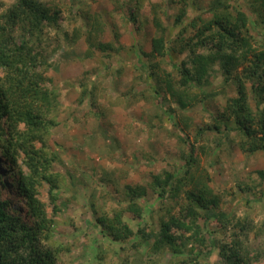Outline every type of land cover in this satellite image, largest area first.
<instances>
[{"label": "trees", "instance_id": "obj_1", "mask_svg": "<svg viewBox=\"0 0 264 264\" xmlns=\"http://www.w3.org/2000/svg\"><path fill=\"white\" fill-rule=\"evenodd\" d=\"M187 6V0H183L174 20L176 26L186 24L169 37L168 27L154 9L157 34L146 55L155 62L145 64L149 76L154 79L153 96L161 107L165 94L170 95L181 110L193 107L203 102L207 94L199 98L190 89L203 90L209 82V72L217 64L227 81L232 80L236 85L237 96L227 99L218 123L208 129L202 128L200 134L214 129L222 131L224 124L228 137L231 131L239 132L238 146L242 152H264V49L254 48L256 40L250 33L252 22L264 31V0H247L252 15L243 9L240 0L236 4L212 0L209 18L198 15L185 22ZM63 13L58 4L44 0H15L0 11V264H58L57 251L54 252L49 244L55 243L54 227L59 222L49 216L47 204L39 195L47 182L53 213L61 210V175L54 170L57 154L49 139L60 124L62 103L60 92L51 86L49 70L58 64V60L51 57L62 49L60 44L49 40L48 32L55 31L58 38L70 44L82 36L78 31L72 36L67 34ZM136 19L137 14L133 12L129 20ZM89 20L91 28H88L87 39L91 49H121L111 42L95 41L101 21L98 16L91 15ZM187 33L192 35L187 38ZM116 37L119 39V35ZM173 52H187V57L177 63L173 60ZM167 57L177 70L176 75L158 67L157 59L164 61ZM90 81L84 78L80 82L81 100L96 89ZM174 111L173 107L164 110L169 116ZM195 149V145L190 146L183 169L162 170L153 174L147 183L125 184L123 202L126 204L110 212L101 211L96 217V226L124 248L128 243L139 249L149 243L156 253L169 251L173 255L171 260L211 264L202 262L196 247L208 243L203 230L205 225L200 224V220L214 218L224 225L231 240L221 242V260L213 264H264V242L255 248L246 241L249 238L247 227L253 228L251 223L238 221L229 229L230 220L218 210L220 196L198 168ZM22 155L24 159L20 163ZM258 173L264 176L263 170ZM150 191L162 202L156 220L139 202ZM182 192L185 193L183 197ZM13 193L20 197L21 207L15 205ZM178 197L183 200L178 201ZM168 200L174 204L167 203ZM126 211L133 213L138 221L137 230L125 219ZM210 243L215 245L213 239ZM55 248L59 251L60 247ZM131 259L132 256H126L123 261L107 264H130Z\"/></svg>", "mask_w": 264, "mask_h": 264}, {"label": "rangeland", "instance_id": "obj_2", "mask_svg": "<svg viewBox=\"0 0 264 264\" xmlns=\"http://www.w3.org/2000/svg\"><path fill=\"white\" fill-rule=\"evenodd\" d=\"M14 1L0 0V11ZM44 1L58 4L63 9L67 34L82 33L80 39L70 44L58 38L55 31L48 32L49 40L60 44L62 49L51 57L58 60V64L49 70L51 86L60 92L62 103L58 117L60 124L53 129L49 139L57 154L54 170L61 175V210L53 213L47 182L39 197L47 204L49 216L59 222L54 227V247L49 244L54 252L57 251L58 264H107L123 261L126 256L133 258L130 264H188L176 258L171 260L173 255L167 250L156 253L149 243L140 249L129 243L124 248L103 234L96 226V217L101 211L110 212L126 204L123 202L125 184L147 183L153 174L162 170L183 169L191 145L196 148L198 168L220 196L218 210L230 220L229 229L238 221L250 222L253 228L247 227L249 238L246 241L252 247L260 246L264 242V176L258 171H264V152H242L238 146L239 132L231 131L228 137L224 124L222 131L199 132L218 123L217 118L223 114L227 99L237 96L236 85L232 80L227 81L222 68L215 64L204 89H190L199 98L207 94L203 102L193 107L179 109L168 94L161 107L151 90L154 79L149 76L145 64L155 62L146 55L157 34L153 23L154 9L169 29L167 37L176 35L186 24H174L183 0ZM187 2L185 22L198 15L209 18L212 0ZM240 3L252 15L247 0H240ZM133 12L137 14L134 21L129 20ZM90 15L98 16L101 21L95 41L111 42L121 48L119 51L90 48L87 39ZM250 33L256 40L254 48L264 49V31H260L255 22L250 23ZM185 35L188 38L192 33ZM172 57L180 63L187 57V52H173ZM157 63L162 71L177 74L168 57L164 61L158 58ZM84 78L91 80L90 84L96 85V89L81 100L80 82ZM250 95L253 99V94ZM169 107L175 108L171 116L164 112ZM23 159L24 155L20 163ZM5 179L8 178L5 176ZM11 197L15 205L21 207L20 197L14 193ZM182 197H178V201L183 200ZM139 202L154 219H158L161 201L156 194L150 191ZM167 203L174 204V201ZM125 219L134 230L138 229L133 213L126 211ZM204 221L202 218L200 224L205 225L203 230L208 243L196 247V251L200 252L202 262L213 264L221 260V242L231 239L227 229L216 219ZM211 239L215 241L214 246ZM46 246L49 248L47 242ZM56 246L60 247L59 251Z\"/></svg>", "mask_w": 264, "mask_h": 264}]
</instances>
